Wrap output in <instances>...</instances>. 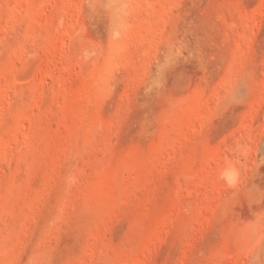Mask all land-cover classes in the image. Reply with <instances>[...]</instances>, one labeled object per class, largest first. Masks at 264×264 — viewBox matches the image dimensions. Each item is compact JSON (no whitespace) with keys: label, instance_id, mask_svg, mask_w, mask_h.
I'll use <instances>...</instances> for the list:
<instances>
[{"label":"rangeland","instance_id":"1","mask_svg":"<svg viewBox=\"0 0 264 264\" xmlns=\"http://www.w3.org/2000/svg\"><path fill=\"white\" fill-rule=\"evenodd\" d=\"M0 264H264V0H0Z\"/></svg>","mask_w":264,"mask_h":264},{"label":"bare ground","instance_id":"2","mask_svg":"<svg viewBox=\"0 0 264 264\" xmlns=\"http://www.w3.org/2000/svg\"><path fill=\"white\" fill-rule=\"evenodd\" d=\"M76 43H74L75 45ZM84 51V50H83ZM220 177L223 179V181L227 184H235L236 182V175L231 170V167L229 165H223L220 169ZM222 181V182H223ZM223 182V183H224Z\"/></svg>","mask_w":264,"mask_h":264}]
</instances>
